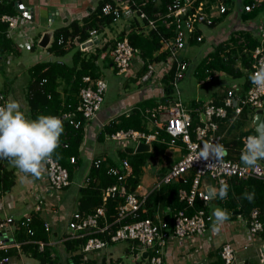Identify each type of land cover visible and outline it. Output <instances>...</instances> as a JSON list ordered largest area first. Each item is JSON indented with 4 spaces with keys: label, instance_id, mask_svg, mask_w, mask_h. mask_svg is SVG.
I'll return each mask as SVG.
<instances>
[{
    "label": "built area",
    "instance_id": "obj_1",
    "mask_svg": "<svg viewBox=\"0 0 264 264\" xmlns=\"http://www.w3.org/2000/svg\"><path fill=\"white\" fill-rule=\"evenodd\" d=\"M225 1L168 0L164 12L155 11L149 13L145 9L149 0H109L101 6L100 13L97 16H110L112 21H116L121 17L131 18L137 16L146 22H144L148 26L146 33L150 30L157 31L158 24L160 23L169 29L170 35L161 36V45L154 54L158 55L166 52L165 60L148 63L147 71L138 79L141 81L148 80L156 64L159 63L163 65L165 73L172 69V78L169 83L174 91L177 82L185 77L188 69L187 61L177 59L175 55L176 50L184 48L186 39L189 41V39L193 38L197 42L203 41L204 36L201 32V26H213L215 19L228 11ZM263 1L251 0V3L243 6V10L250 12ZM31 17L32 13L27 9L18 11L15 15H0V22L7 25V36L11 37L13 34H17L20 37L19 45L27 49H31L34 42L31 37L22 33V27ZM135 21L137 22L136 18L133 17L131 24ZM97 34V29H91L88 38L84 42L79 43L75 37L72 43L81 47V44L93 41L92 46L85 49L80 48L85 52H93L94 45L98 42L96 39ZM126 35L124 34L121 39L115 40L110 51L112 65L116 72L121 75L128 73L131 61L136 56L139 59V64L141 63V66L144 64L140 51L130 44ZM62 41L63 38L60 37L58 44ZM251 55L253 61L250 73L252 74L259 65L264 64V30L260 31L259 44L252 50ZM6 59L8 62L10 57L7 56ZM205 73H208L206 80H212L213 77L210 74V70L206 69ZM82 83L83 85L78 92L76 107L59 117L62 121L73 125L74 128L80 127L82 123L81 119L77 118L78 114L86 122L92 120L97 115L102 107L104 92L107 88L106 81L100 77L93 78L90 75H84L82 76ZM177 95H179L178 91ZM6 101L4 94L0 90V105H3ZM245 107L250 108L253 111V115L258 109L264 110V89H257L253 83H251L244 94H241L240 89L228 88L220 104H216L214 99H208L204 105L192 111H188L183 106L180 98H175V100L166 99L154 107L144 110L145 114L148 115L155 125L153 131L120 130L111 134L109 138L113 141H132L136 145L142 141L150 145L152 141L157 140L159 130L164 129L170 135L168 144L175 145L180 141L185 145L186 152L180 160L170 166L164 175L158 176V181L152 188H158L162 184L173 181L185 184L188 182L187 176H191L189 189L181 188L178 192L179 199L186 203V207H193L197 199L204 206H208L212 196L202 183L204 177H209L214 181L217 191L221 184H225L230 178L241 180L256 178L264 180V168L259 161L255 168H251L245 167L240 160L241 153L245 147L246 137L256 135L254 133L241 137L242 147L238 158H226L224 154L219 159L212 155L208 159H204L203 157L197 159L205 143L222 144V137L218 133L219 124L217 120H227L232 124ZM229 110L232 114L231 117H228ZM192 114L198 118V124L194 127H192ZM70 161L74 162L75 159L72 157ZM92 164L95 168H98L101 160L95 159L92 161ZM43 172L46 176L44 180L45 186L36 193L32 212L41 213L45 217L43 227L46 232H50L52 225L50 219L53 221L58 215L56 204L58 197L53 193L55 191L60 192L69 186L70 179L68 171L53 158L45 164ZM130 173V164L126 158L122 159L117 166L108 167L107 174L116 177V182L102 189L101 203L90 212H87V214L82 215L79 211L72 213L67 226L71 237H87L85 243L82 245V257L78 264H89L90 258L88 257V253L98 252L108 244L118 241L137 243L138 251L134 255L135 263L143 261L142 255L146 252L144 261L147 264H162L161 250L169 240L174 239L178 245H182L191 236L202 235L210 229L213 217L204 208L197 209L191 215L185 213L186 208L179 210L172 214L171 221L163 219L158 213L153 218L141 217L142 214L147 212L145 204L150 189L142 187L139 184L134 191H129L126 184ZM87 180L88 178H86L85 183H87ZM211 193L214 192L211 190ZM0 196H2L1 191ZM48 196L53 197L54 201L47 202ZM226 198L221 199L218 197L217 199H220L223 203ZM109 199H114L118 202L116 216L111 222L106 220ZM32 217L31 212L25 213L19 218L5 215L0 219V233L4 232L6 228H9L10 232H12L15 226L22 225L27 227V234L32 235L33 230L29 227ZM100 220L103 221L102 224H100ZM243 221L245 238L248 243L253 242L256 240L257 235L263 231V222L259 219L258 211L256 209L252 210L249 218ZM97 233L104 234L105 237L100 238L95 236ZM63 240L61 239V242ZM35 243L38 245L39 250H42L46 244L40 240ZM9 247H15L19 252V244L15 243V241L11 245H5L0 241V249H7ZM218 255L219 263L214 264H236L235 251L231 243L224 242L219 248ZM10 258L8 256L0 258V264H9ZM260 261L264 262V254L261 251Z\"/></svg>",
    "mask_w": 264,
    "mask_h": 264
},
{
    "label": "trees",
    "instance_id": "obj_2",
    "mask_svg": "<svg viewBox=\"0 0 264 264\" xmlns=\"http://www.w3.org/2000/svg\"><path fill=\"white\" fill-rule=\"evenodd\" d=\"M17 1L18 0H0V15L17 14L18 11L15 4ZM107 1L109 0H99L96 6L90 8L87 15L82 19L71 20L66 25L53 30L52 41L50 45L45 48L52 58L36 62L30 67L32 80L25 96L26 109L23 110L27 118L36 119L41 114L60 117L63 113L73 110L78 102L77 96L79 89L83 85L82 76L90 75L93 78H99L101 67L111 68L110 63H112V59L110 55L108 54L102 57V54L107 51L109 45L113 46V41H111V43H106L102 47H96L94 53H89L88 55L82 51L79 46L72 43L75 37L79 43L84 42L88 38L91 29L98 30L100 27L113 22L110 16H97V14L99 15L100 13L101 6ZM213 1L211 0V2ZM229 1L231 0L225 1L226 6ZM167 2L168 0H149L145 9L149 13L155 11L164 12ZM248 3H251V0H245L243 6ZM228 12L229 10L225 14L217 17L215 19V24L219 22L224 15L228 14ZM240 15L243 21L255 20L260 17V26L257 29L258 33L253 35L251 31L246 30L239 31L237 35H230L227 39V44L224 42L219 43L206 54L205 67L208 70L213 69L221 71L233 77H240L243 74L242 68L245 69L246 78L241 89V94H244L252 83L249 79L253 61L251 53L259 44L260 31L264 30V1L258 7H254L250 12L243 10ZM7 33V25L0 22V56L5 62H7L6 58L9 56L8 54H14L20 50L16 40H13L12 36L8 37ZM124 34V32L120 33L118 39H121ZM162 35H170L169 29L162 25V23L158 24L157 31L150 30L148 33L143 32L136 21L130 25V30L126 36L130 44L140 51L141 58L144 62L137 73L139 76L147 71L148 63L165 60L166 52L154 55L161 45L160 39ZM60 37L63 38V41L58 44ZM39 38L40 35L33 40L34 44L31 49H34L35 46L38 45ZM189 42L199 43L193 38L189 39ZM70 51H73V53L69 56V59L62 61L61 58L67 56ZM113 69L115 70L114 67ZM199 75L201 79L206 77V75L202 77L203 72H200ZM171 78L172 69L164 73L162 80H165L166 85L163 86V96L159 98L158 101L155 100L152 106L166 99H173L170 95L173 89L170 83H168ZM2 93L8 101V94H6V91H2ZM221 99L222 97H219L214 100L216 104H220ZM140 104L141 103L133 107L128 112V115L120 114L107 124H104L97 136V140L101 142L105 140V137H109L111 134L120 130L126 131L132 129L148 132L149 130L142 121L143 118H145L144 110L147 109V107L142 109V107L139 106ZM252 114L253 111L245 107L239 115V118L244 122L251 119ZM231 116L232 114L229 110L228 117ZM191 117L192 127H194L198 124V118L194 114H192ZM77 118L82 121L81 126L78 128H74L73 125L68 124L66 121H62L64 131L60 137L59 147L52 156L56 162L68 171L70 180L73 175V169L76 167L77 158L80 154L81 145L85 137V126L89 124V121L86 122L82 119L80 114L77 115ZM224 121L227 120H217L218 124ZM252 133L256 134L253 125L248 130L243 131L240 137ZM169 140L170 135L164 129H161L158 132L157 140L151 142V151L149 152H135L134 146L116 150V156L120 161L126 158L130 164L131 173L127 178L126 184L129 191H134L141 183L143 169L147 166L149 160L156 157L160 158V156L163 155ZM233 143L241 145V138H234ZM72 157L75 159L74 162L70 161ZM226 158L230 157L226 155ZM236 158H238V156H236ZM99 159L101 160L100 166L95 168L93 164H91L87 176V183L84 187H80L79 189L81 196L79 198L77 211L82 215L87 214V212H90L101 203V191L103 188L116 182V177L107 174L108 167L118 165L114 157L107 155ZM5 161L8 160L0 159V191L2 194L8 192L15 182V172L13 169L5 167ZM162 169L159 176L167 172ZM187 177L188 182L185 184L173 181L162 184L158 188H151L146 198L145 206L147 207V212L142 214L141 217L153 218L158 213L163 219L171 221L173 213L185 208V213L187 215L193 214L199 208H204L208 211V206H204L198 199L195 201L193 207H186V203L179 199V190L181 188L189 189L190 187L191 176ZM225 184L227 185V198L223 203H218L222 204L230 217H237L240 215L248 219L250 212L256 209L259 213V219L263 222V231L260 234L264 237V180L256 178H248L245 180L230 178ZM246 193L252 194V199L250 201L245 198ZM211 200H215V198ZM117 203L118 202L114 199H109L108 201L106 220H109V222L116 216ZM31 213L33 217L29 223V227L33 230V234H27L26 226L17 225L13 231L14 241L19 244V252L21 254L36 259L38 264H53L59 259V254L56 252L55 248L48 246V232H46L43 227L44 217L41 213ZM102 223L103 221L100 220V224ZM95 236L100 238L105 237V235L101 233H97ZM86 239L87 237H71L69 232L62 237V250L65 254L69 255L67 259L68 264H78L82 257L81 248ZM39 240L46 243L42 250H39L38 245L35 243ZM133 243L135 244L134 246L137 247V243ZM17 254L18 250L15 247L0 249V258L7 256L12 257ZM142 260L144 261L145 258L142 257ZM96 262L97 261L94 259L89 260V264H96ZM217 263H219V261Z\"/></svg>",
    "mask_w": 264,
    "mask_h": 264
},
{
    "label": "rangeland",
    "instance_id": "obj_3",
    "mask_svg": "<svg viewBox=\"0 0 264 264\" xmlns=\"http://www.w3.org/2000/svg\"><path fill=\"white\" fill-rule=\"evenodd\" d=\"M24 3H31L32 0H22ZM51 2L52 0H47ZM70 1V0H69ZM84 1L86 0H72L71 4L67 3V0H63L67 7H75L83 8L82 4H85ZM99 0H92L89 3V6H96ZM245 0H231L227 3L229 12L228 14L224 15L219 22H217L214 26H201V32L204 36V41L199 43H190L187 39L185 40V46L182 49H177L175 55L179 60H185L188 62V69L186 71L185 77L177 82L176 88L171 93L173 97L180 98L183 103V106L187 110L193 109L192 101L198 100L197 102L200 105H204L207 101L208 97L219 96L220 94H224L228 88L233 89H242V84L246 78V70L242 68L243 74L240 77H233L228 75L224 72L209 69L210 74L212 75V80L207 81L206 77L201 79L199 73L203 72V76L208 75L205 73V55L210 52L214 46L219 43L227 44V39L230 35H237L239 32V25H246V23L241 22L240 14L243 11V4ZM34 4V3H33ZM34 6V18L32 21V28L30 30L29 36L36 39L39 35H42L45 32L53 31L54 29L63 26V20L57 16L51 23H49V16L46 14L47 12V5H45V0H37ZM87 10V5L84 7ZM75 10V9H74ZM136 18L140 28L148 29V26L144 23V21L137 16H133ZM133 17L125 18L121 17L118 18L116 21L107 24L101 32L97 35V37L101 38L102 32H105L108 37H113L120 31H124L125 29L129 28L133 21ZM231 19V20H230ZM257 20V21H256ZM256 25L259 23L260 19L253 20ZM251 26V33L253 35L256 34V29ZM258 26V25H257ZM258 33V32H257ZM13 40H19L20 37L17 34L12 35ZM40 39V38H39ZM260 39V37H259ZM110 43V42H109ZM73 51H70L66 58H68ZM10 57L9 62H5L2 60L0 56V90L6 91L8 94V100L15 99L21 105V110L26 109V92L28 86L32 80L30 67L34 65L36 62L51 59L52 56L40 46H35L34 49H27L22 48L19 52L14 54H8ZM69 59V58H68ZM156 67H163V65H158ZM155 67V69H156ZM125 74L117 75L114 72L110 71L109 68H100V77L104 79L107 83L106 91L104 92V103L115 101L116 99L122 97L124 95V90H127V94L133 92L134 89L133 83H135V79L133 83H129L128 87L126 88V77L123 76ZM142 81L138 79L137 84H141ZM169 83V82H168ZM160 86L166 85L165 80H162L159 83ZM177 91L179 95H177ZM155 103L154 98H150L146 101L141 102L139 105L142 109L152 108L153 104ZM155 106V105H154ZM146 109V110H147ZM253 115V114H252ZM143 124L146 126L148 130L153 131L155 129V125L153 121L148 117L147 114H144ZM252 117V116H251ZM230 125V133H226L227 139H239L240 134L246 130L247 126H252V118L248 119L247 121H242L239 116L236 117L232 124ZM228 125V126H229ZM97 131L100 130L99 126L96 127ZM226 132V131H225ZM117 142V141H116ZM111 140L108 136L107 139L104 141L105 150L101 148H97L96 144H94V148L92 151V157H98L96 159L102 158L103 156L109 154L110 151L115 153L113 156L115 161L120 164V159L116 156L117 150V143ZM100 144L101 142H96ZM120 146L123 147L125 142L119 141ZM108 147V148H107ZM242 147V144L239 145V149ZM118 149H123L119 148ZM185 145L178 141L175 145H170L167 143V147L164 150L163 155L156 158H153L150 162V167H144L143 175L141 177L140 185L147 189H151L153 185L158 181V174L160 175V171L158 173V169H162L164 171H168L170 166L180 160L182 156L185 154ZM79 166L74 167L73 175L70 180V185L68 188L70 191H74L76 193V185L77 183H82L84 180L86 181L85 177L88 175L90 166L92 164V159L88 158L84 150L80 149V154L78 156ZM95 160V159H94ZM157 162H154V161ZM154 162V163H153ZM5 167L9 169H14L15 172V182L11 187L10 195L12 196L13 200H16L18 204L20 203L21 196L19 194L25 193L29 194L28 188V180L27 178L21 173L17 168L13 167L8 161L4 162ZM152 165V167H151ZM87 178V177H86ZM204 179L208 183L213 184V180L209 177H204ZM27 192V193H26ZM77 195H80L77 193ZM27 202L32 203L33 198L32 195L26 197L25 199ZM20 206V205H18ZM3 213L0 212V215ZM52 222V219H50ZM131 242L127 241H118L115 243L108 244L102 250L98 252H90L88 253V257L90 259H96L97 261H102L104 258L108 262L110 260L116 261L119 260L120 264H135L134 259V251L131 250ZM22 262V263H21ZM19 261L18 264H38L37 260L28 256L23 257V261ZM141 264H144L142 262Z\"/></svg>",
    "mask_w": 264,
    "mask_h": 264
},
{
    "label": "crops",
    "instance_id": "obj_4",
    "mask_svg": "<svg viewBox=\"0 0 264 264\" xmlns=\"http://www.w3.org/2000/svg\"><path fill=\"white\" fill-rule=\"evenodd\" d=\"M18 1L21 2V4L23 5L25 9L30 10L32 13V17L29 18L28 21L22 27V33L28 35L30 34V30L32 28V21L35 15L34 6H36L35 3H37V0H32L31 3H24L22 0H18ZM71 1L72 0L70 1L67 0V3L71 4ZM91 2L92 0H86L84 1L85 4H82L83 8L80 7L76 9L75 7H70V6L67 7L66 6L67 3L65 4L63 0H52L51 2H48L47 0H45V5H47L46 14L49 16V23H51L54 19H56L57 16H59L63 20V24L65 25L71 20H80L84 16L87 15L88 10L90 8H93V6L88 5ZM86 5H87V8H86L87 10L84 12L85 10L84 7ZM240 19H241V15H240ZM256 19H261V18L259 17ZM241 22L246 23V25L245 24L240 25V21H239V25L237 26L239 28L238 29L239 31H246V30L251 31L253 29H251L250 25H252L256 29V33L258 32L257 29L260 26V22L257 24L258 26L256 25V23H254L253 20L243 21L241 19ZM104 27L105 26H103L102 28L100 27L98 29V34L101 32V29H103ZM129 30H130V27L128 29L124 28V31L122 32L127 34ZM143 31L146 33L147 29H143ZM122 32L120 31L113 37H108L105 32H102L101 38L99 37L96 38L98 42L96 41L97 44L94 45L93 49L95 50L96 47H102L106 43H109V42L111 43V41L114 42L115 40L118 39V35ZM32 39L34 40V38ZM19 42H20V39L16 40V43L18 44L20 49H22L21 46L19 45ZM111 48L112 46L109 45L107 51H105L102 54V57H105V55H108V54L110 55ZM93 52L86 51L85 53L88 55L89 53H93ZM68 58H66L65 56L61 59L62 61H64V60H67ZM9 61L10 60H8V62ZM140 64H139L138 57L137 56L134 57L131 61L128 73L123 75L127 78L126 88L128 87V84L133 83V80L135 79V83H133V86H134V89L132 90L133 92H130L127 94L126 93L127 90H124V95L116 99L115 101H112L111 103L109 102L104 103L103 101L102 107L98 111L97 115L92 120L89 121V124H86L85 137L81 145V148L84 150L85 155L88 158L92 159L91 161L98 158V157H92V151L94 148V144H96L97 148H101L104 150L106 149L105 146L103 145L105 140L101 141L100 144L96 143V142H100L97 140V136L99 132L102 130V127L104 124H107L109 121L113 120L115 117H117L120 114L128 113L133 107H136L139 103L143 101H146L150 98H154L155 100L158 101V99L163 96V87L160 86L159 83L162 81L163 75L165 73V69L163 67H159V68L156 67V69L153 70V73L151 77H149L148 80L142 81L141 84H137V80L140 77L139 74H137L139 72V69L141 68ZM158 65H161V64L159 63L156 64V66ZM110 66H111V68H109L110 71L112 72L115 71L114 72L115 74L120 75L116 72V70L113 69L112 63H110ZM170 95L172 96V94ZM219 97L220 98L223 97V94H220L219 96L208 97L207 100L215 99ZM172 98H173L172 100H175V97L172 96ZM198 100L192 101V104H193L192 110L201 106L200 103L197 102ZM77 101H78V96H77ZM229 124L230 123L228 121L219 123L218 133L221 135L222 145L226 149L225 155H228L230 158L235 159L236 156L240 155L239 152L241 148L239 149V145H236L233 143L234 138L232 139L226 138V133H230ZM97 126H99V129H100L98 131L96 128ZM250 127L251 125L247 126L246 130H248ZM105 139H107V137H105ZM121 142H125V145H123L122 147L120 146L119 141H117L116 143L119 148L121 147L124 149L128 146H132V147L134 146L133 147L134 150L136 148L135 146L136 144H134L132 141H121ZM107 155L114 156L115 153L110 151L109 154ZM105 156H103L102 158H104ZM151 160H149L147 167H150V163H152L150 162ZM154 162H157V161L155 160ZM77 166H79L78 158H77L76 167ZM160 170L161 169H158V173ZM23 175L28 180V185H29L28 192L30 195H32L33 202L29 203L25 200L26 197L30 196V195L27 196V194L25 193L19 194L21 196L19 200L21 204H18L16 200L12 199V196L9 194L11 190H9L6 193H3L2 196H0V212L3 213L2 215H0V219H2L5 215H12L16 218H19L23 214L30 213L33 211V208H34L33 205H34V199H35L36 193L42 187L45 186L44 180L46 176L44 175V172H42V176L39 179H35L31 176H26L25 174ZM202 183L205 185V189L207 191L210 189V191L212 190L214 192L212 193L213 194L212 198H215L216 201L211 200L210 203L208 204V211L211 213L213 217V212L217 207L221 209H224V207L221 204H219L221 202L220 199L219 200L217 199L219 195L217 194V188H216L214 181L212 184V183H208L205 179H203ZM85 184H86L85 180L82 183L80 182L77 183L76 193L74 191L72 192L69 190L68 187L71 185H69L68 187H66L60 192L55 191L53 193L56 197H58V200L56 202L57 208H58V215L56 216L55 219H53L50 232H48V246L55 248L56 252L59 254V259L53 264H68L67 259L69 258V255L63 252L62 245H61L62 243L61 239L68 233V228H67L68 222L70 220L72 213L77 211V206L79 204V198L81 196L79 189L80 187H84ZM77 193H79L80 195H77ZM47 198H48L47 202L54 201L53 197L51 196H48ZM244 219H247V218L244 216H240V215H238L237 217L229 216V219L220 226V231L217 234L212 232V225H213V222H212V224L210 225V229L208 231H206L202 235L191 236L189 239H186L182 243V245H178V243L174 239L169 240L166 243V245L163 246L161 250L162 261H163L162 264H214V263H217L219 261L218 251H219L220 246L224 242H229L233 246L234 251H235L236 264H263V262L260 261V251L263 248L264 237L261 236V234H258L256 240L248 243V241L245 238V229L243 226ZM213 220H214V217H213ZM11 234L13 236V231L11 232ZM134 245L135 244L131 242L130 247H131V250L133 249V251L135 252L134 255H136L138 249ZM24 256L26 255L18 252L17 255L12 256L10 258L9 264H18L19 261L20 262L23 261ZM142 262H144V264H147L146 261H141V262L137 261V263L135 264H141ZM96 264H120V261L110 260L108 262L104 258L102 261H97Z\"/></svg>",
    "mask_w": 264,
    "mask_h": 264
},
{
    "label": "clouds",
    "instance_id": "obj_5",
    "mask_svg": "<svg viewBox=\"0 0 264 264\" xmlns=\"http://www.w3.org/2000/svg\"><path fill=\"white\" fill-rule=\"evenodd\" d=\"M249 79L257 89H264V64L254 71ZM64 126L62 120L55 115H39L29 119L21 110L20 103L9 99L0 105V159H6L26 176L39 179L45 164L51 160L59 147ZM226 149L219 143H205L197 159H208L210 155L220 158ZM264 159V132L249 135L240 160L245 167L255 168L257 162ZM221 199L227 197V185L221 184L217 191ZM249 201L252 194H245ZM213 233L220 231V226L229 219L226 210L217 207L213 212Z\"/></svg>",
    "mask_w": 264,
    "mask_h": 264
},
{
    "label": "water",
    "instance_id": "obj_6",
    "mask_svg": "<svg viewBox=\"0 0 264 264\" xmlns=\"http://www.w3.org/2000/svg\"><path fill=\"white\" fill-rule=\"evenodd\" d=\"M15 4H16L17 10L22 11L23 9H25L20 1H17ZM52 36H53V31L45 32L42 35V37H40L38 45L42 48L48 47ZM92 44H93V41H88V42L81 44L80 48L85 49L87 47L92 46ZM252 124H253L256 134H258V132H264V110L258 109L255 111L252 117ZM149 151H151V145H149L148 143L142 142V141L137 143L135 152L144 153V152H149ZM259 162L262 164L264 168V159L259 160ZM208 192L211 194V196H213L210 189L208 190ZM0 241L3 242L5 245H11L14 243L9 228H6L4 232L0 233ZM261 252L264 254V247L261 249ZM142 256L145 258L146 252H144Z\"/></svg>",
    "mask_w": 264,
    "mask_h": 264
}]
</instances>
